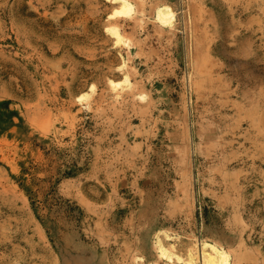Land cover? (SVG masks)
<instances>
[{
	"label": "rangeland",
	"instance_id": "obj_1",
	"mask_svg": "<svg viewBox=\"0 0 264 264\" xmlns=\"http://www.w3.org/2000/svg\"><path fill=\"white\" fill-rule=\"evenodd\" d=\"M131 1L0 0V264H264V0Z\"/></svg>",
	"mask_w": 264,
	"mask_h": 264
},
{
	"label": "bare ground",
	"instance_id": "obj_2",
	"mask_svg": "<svg viewBox=\"0 0 264 264\" xmlns=\"http://www.w3.org/2000/svg\"><path fill=\"white\" fill-rule=\"evenodd\" d=\"M106 1L110 2L114 5L112 8V12L108 15L109 16L108 18L116 20V23L109 24L106 27V31L111 36V38L114 39L115 45L118 46L123 41V35L121 32V28L118 26V22H119V20L132 19L134 12H136L135 11L136 8H135L134 3L131 0H106ZM154 16H155L154 17L155 21L160 26H162L164 28H168V29H171L174 26L176 13H175V10L170 5L163 4V5L157 6L155 9V15ZM126 66H127V64H126ZM124 75L125 76H124V78H122L123 80L121 79V81H115L114 79L113 80L107 79V80H109L108 82H109V85H110L112 90H118V88L120 86L122 87V85L129 83V76L127 74H124ZM123 87H125V86H123ZM94 88H95V86L92 85L90 90L92 91V90H94ZM88 95L89 94L86 92L81 94V95H78L77 100L82 101ZM117 95H119L118 92H117ZM164 234L166 236L165 237L166 239L170 238V235L167 232ZM157 250H158V255L167 261L173 262L175 259L177 261L185 260L184 258H182L179 255V253L178 254L176 253V248H175L174 244L163 243L161 240V237L160 238L158 237ZM198 259H200L202 264H229L230 263L229 253L223 247H221L219 244L217 245L215 243H212V242L208 241V239L207 240L206 239L200 240L199 243L193 244L187 250V258L185 261L194 263ZM150 264H157V263L154 262V263H150Z\"/></svg>",
	"mask_w": 264,
	"mask_h": 264
}]
</instances>
